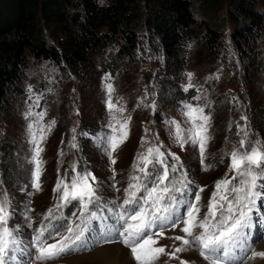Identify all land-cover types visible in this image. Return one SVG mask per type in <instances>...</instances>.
Returning <instances> with one entry per match:
<instances>
[{
	"label": "rangeland",
	"instance_id": "374dc122",
	"mask_svg": "<svg viewBox=\"0 0 264 264\" xmlns=\"http://www.w3.org/2000/svg\"><path fill=\"white\" fill-rule=\"evenodd\" d=\"M223 17L226 16L221 11L217 20ZM226 26L229 28L228 21ZM136 30L142 34L140 27ZM223 38L224 45L215 53L207 51L203 41L189 39L184 45L183 66L176 74L162 71L163 54L149 47L148 40L143 41V46H137L132 56L116 60L119 40L111 38L79 70L60 69L49 61L28 56L23 64L21 92L14 93L15 102L8 110L0 109V198L7 195L11 201L10 226L19 227L25 244L30 245L34 230L41 223H49L44 216L58 201L55 186L59 180H68L75 172L87 170L100 182V194L105 201L122 203L130 176L139 175L133 169L136 157L149 147L162 145L160 150L166 155L179 156L183 171L192 181L189 185L192 194L196 193L197 186L204 188L200 203L207 205L217 181L225 176L231 179L234 175L230 171L229 154L240 148L241 129L247 125L249 140L264 143V33L247 47L248 57L232 47L228 30L224 31ZM252 59H255L254 64ZM109 84L113 89L112 102L125 109L123 113H116L117 118L121 121L131 118L127 140L112 153L115 165L96 140L98 136L111 134L108 125L113 121L107 108ZM189 84L192 87H188ZM185 105L203 107L205 114L211 117L212 139L203 164L198 146L189 140L181 147L174 134L173 121L180 125L188 139L187 129L191 123ZM29 112L45 113L38 126L46 128L51 121L56 122L40 143L43 151L39 191L33 187L34 164L31 162L34 146L30 125L36 117L28 116ZM242 117H246V121ZM73 144L76 147H72ZM4 145L14 146L11 154L2 149ZM168 163L175 161L168 156ZM205 166L208 170H204ZM113 168L115 181L112 180ZM113 183L119 192L115 191ZM260 203V215L253 213L257 218L253 215L256 233L250 231L251 245L256 251H264V219H261L264 202ZM62 211L68 220L52 223L63 225L76 219L72 216L76 211L73 205ZM180 211L181 215L185 214L184 207ZM205 211L206 208L201 207L200 215ZM103 214L109 215L107 210ZM26 215L31 217L32 227H28ZM107 223L113 221L109 219ZM98 224L100 222L93 221L92 227L97 228ZM181 227L183 225L167 229L158 246H166L168 252L173 246H180V241L170 237L184 235ZM100 229H103L102 224ZM54 242L48 240V243ZM30 250L35 252L34 248ZM177 255L179 259L161 256L157 264H180V260L208 264L196 249ZM48 264H136V261L130 249L117 242L70 253ZM248 264H264V261L257 259Z\"/></svg>",
	"mask_w": 264,
	"mask_h": 264
},
{
	"label": "snow or ice",
	"instance_id": "6c2138e0",
	"mask_svg": "<svg viewBox=\"0 0 264 264\" xmlns=\"http://www.w3.org/2000/svg\"><path fill=\"white\" fill-rule=\"evenodd\" d=\"M107 89V108L113 121L108 125L111 134L98 136L96 140L111 158L112 153L127 140L131 118L123 121L117 118L116 113H123L125 109L112 102L111 84ZM185 108L191 123L187 129L188 139H185L180 125L173 121L174 134L181 147L189 140L198 146L203 164L207 146L212 139L211 117L205 114L203 107L185 105ZM27 115L36 117L30 125L34 146L31 162L34 164L33 187L39 191L42 175L40 154L43 151L40 143L56 122L51 121L45 128L38 126L44 118V112H29ZM242 119L246 121L247 118ZM241 131L243 137L239 141L240 148L229 154L230 171L234 175L231 179L225 176L217 181L207 205L200 203V193L204 188L197 186L196 193L192 194L189 187L192 181L188 180L187 173L183 171L180 157L175 153L166 155L160 150L162 145L149 147L146 152L137 155L133 169L139 175L130 176L122 203L117 200L105 201L100 194V182L87 170L75 172L68 180H59L55 186L59 194L58 201L44 216V220L49 223H41L34 230L30 245L24 243L18 226H10L13 219L11 201L7 195H3L0 198V264H48L70 253L117 242L130 249L136 264H157L161 256L179 259L177 254L193 249L198 250L208 264H248L257 259L264 261V251H256L252 247L249 231L254 226L253 213L260 215V202H264V143L249 140L247 125ZM72 147H76V144ZM168 156L175 163L169 164ZM111 164H116L115 158H111ZM204 170H208V166ZM112 172V180L115 181L114 168ZM112 186L115 191H120L115 183ZM69 205L76 208L72 213L76 219L63 225L52 223L68 220L62 210ZM182 207L185 208L184 215H181ZM201 207L206 208L203 216L200 215ZM105 210L108 216L103 214ZM25 218L28 227H32L31 217L26 215ZM109 219L113 221L112 224L107 223ZM93 221L100 222L103 229H100V224L93 228ZM181 225L183 227L180 230L184 235L170 237L180 241V246H173L171 252L166 251V246H158L159 239L165 237L167 229ZM86 233L92 235L87 236ZM49 239L55 242L48 243ZM31 248L35 249L34 253ZM180 264L190 262L180 260Z\"/></svg>",
	"mask_w": 264,
	"mask_h": 264
},
{
	"label": "trees",
	"instance_id": "16d2710c",
	"mask_svg": "<svg viewBox=\"0 0 264 264\" xmlns=\"http://www.w3.org/2000/svg\"><path fill=\"white\" fill-rule=\"evenodd\" d=\"M221 11L226 17L217 20ZM226 30L232 47L248 57L247 47L264 33V0H0V109L21 92L28 56L79 70L111 38L119 40L116 60L148 40L163 54L162 71L176 74L189 39L215 53ZM13 148L2 147L10 154Z\"/></svg>",
	"mask_w": 264,
	"mask_h": 264
},
{
	"label": "bare ground",
	"instance_id": "6f19581e",
	"mask_svg": "<svg viewBox=\"0 0 264 264\" xmlns=\"http://www.w3.org/2000/svg\"><path fill=\"white\" fill-rule=\"evenodd\" d=\"M253 215H254V214H253ZM254 216H255V215H254ZM255 219H257L256 216H255ZM253 228H254V226H253ZM253 228L250 229L249 231H251V232H252V231H253V232L255 231V233H256V230H257V229H256V225H255V228H254V229H253ZM253 234H254V233H253ZM253 234H252V236H253ZM251 241H252V237L250 236V242H251Z\"/></svg>",
	"mask_w": 264,
	"mask_h": 264
}]
</instances>
